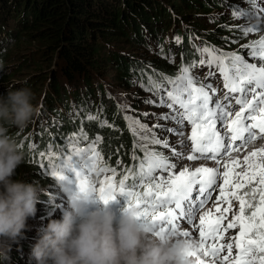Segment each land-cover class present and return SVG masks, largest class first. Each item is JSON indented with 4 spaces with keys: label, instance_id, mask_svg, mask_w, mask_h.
<instances>
[{
    "label": "trees",
    "instance_id": "1",
    "mask_svg": "<svg viewBox=\"0 0 264 264\" xmlns=\"http://www.w3.org/2000/svg\"><path fill=\"white\" fill-rule=\"evenodd\" d=\"M242 3L245 9L249 7L243 0H0V97L28 88L37 107L27 127L5 125L23 153V162L13 179L40 189L39 218L48 222L52 210L47 199L54 190L66 199L67 196L64 187L40 167L44 140L35 148L31 140L17 138L34 128H46L50 135L46 144L51 148L45 153L51 151L58 157L62 149L70 150L68 141L83 129L89 141L102 138L99 149L112 166H117V159L125 167L133 165V137L124 120L125 106L134 108L144 120L154 119L156 124L170 128L172 121L158 119L169 110L158 106L161 93L155 84L168 87L165 73L177 71L175 78L182 65L191 67L193 61L207 59L197 52L205 46L246 55L242 45L258 39V35L241 39L237 26L247 21L224 15L231 11L230 5ZM159 37L178 45L181 64L180 59L176 63L164 62L159 54L150 51ZM36 41L40 45H30ZM10 58L27 61L16 64ZM28 69L33 72L22 81L21 74ZM191 71L223 93V81L215 68L211 69L216 73L212 77L208 76L209 68L199 63ZM199 72L202 74L198 76ZM18 74L20 79H13ZM117 89L124 90V96H116ZM102 121H106L103 126ZM153 131L177 147V141L174 145L171 140L172 133L160 128ZM160 150L171 155L166 148ZM137 155L142 153L137 151ZM43 163H48L47 158ZM200 166L219 167L210 160L196 162L193 169ZM123 200L121 196L115 199L119 214L125 209ZM42 230L24 233V239L11 245L9 260L0 264H10L18 249H31Z\"/></svg>",
    "mask_w": 264,
    "mask_h": 264
},
{
    "label": "snow or ice",
    "instance_id": "2",
    "mask_svg": "<svg viewBox=\"0 0 264 264\" xmlns=\"http://www.w3.org/2000/svg\"><path fill=\"white\" fill-rule=\"evenodd\" d=\"M243 2L247 9L243 3L229 7L233 18L247 21L237 26L240 38L259 37L242 45L246 55L205 46L197 52L207 59L191 65L207 66L209 77L216 74L211 71L215 68L223 81L222 94L182 65L175 78L164 77L168 87L154 86L161 93L158 106L170 109L158 119L178 128H149L138 118L124 116L133 137V165L125 167L117 159L112 166L99 149L102 138L89 141L83 129L68 141L70 150L62 149L58 157L51 151L39 153L40 167L67 192L88 191L105 205L124 197L125 209L134 208L141 225L194 241L195 247L186 253L188 264H264V0ZM186 126L190 135L183 131ZM153 128L176 135L177 147ZM83 141L86 146H80ZM185 158L217 165L223 161V171L207 166L177 171L176 161ZM216 189L215 201L206 207ZM181 221L196 228L198 240L181 229Z\"/></svg>",
    "mask_w": 264,
    "mask_h": 264
},
{
    "label": "clouds",
    "instance_id": "3",
    "mask_svg": "<svg viewBox=\"0 0 264 264\" xmlns=\"http://www.w3.org/2000/svg\"><path fill=\"white\" fill-rule=\"evenodd\" d=\"M33 98L28 88L0 97V261L9 260L11 245L25 238L40 203L36 185L13 179L23 153L5 126L27 127L37 112ZM91 201L88 191L68 192L61 219L49 220L37 234L30 264H188L194 241L141 225L134 208L117 216L108 204L94 208Z\"/></svg>",
    "mask_w": 264,
    "mask_h": 264
},
{
    "label": "rangeland",
    "instance_id": "4",
    "mask_svg": "<svg viewBox=\"0 0 264 264\" xmlns=\"http://www.w3.org/2000/svg\"><path fill=\"white\" fill-rule=\"evenodd\" d=\"M30 45L31 46H38V45H40V43L36 41V42H31ZM20 46H22V44ZM10 61H11V63H16V64L20 63L21 64V63H25L27 60L24 59L22 61L19 60V61L15 62V58H10ZM31 72H33V70L32 69H28V70L25 71V74H21V75H23L22 78H21L22 81L25 80L26 75L30 74ZM199 74H201V72ZM13 79H15V80L20 79L19 74L16 75ZM34 87H35V85H34ZM212 87L216 88L215 86H212ZM127 108H128V109H126L127 110V115L132 116L134 118H138L141 121V123L146 124L149 128H152L153 125L156 124V122H154V121H147V120H144V119L142 120L140 114L137 111H135L134 108L131 109L130 106H127ZM140 110L143 111L144 107H142ZM170 126H171V128H175L173 125H170ZM178 127L179 126H177V128ZM183 131L185 132V134L191 133L190 126H186L183 129ZM48 137L50 138V135H49V133H48L46 128H43V129L34 128L33 130H31L26 135L19 136L17 138V140L18 141H24V142H27L28 140H31L32 146L35 147V148L37 147V144L40 143V141L44 140V144H43L42 148H43V152H45L46 149H50L51 148L50 144H46V140H47ZM173 139L174 138H171V140L173 141V144L176 145V141H175V139L174 140ZM256 143L259 144L261 142L257 141ZM233 155L235 156L236 154L234 153ZM199 161H200L199 159L196 160V162H199ZM196 162L188 161L186 158L183 159V160H179L178 161V165H177V171L180 168L184 167V166H191V168H193V166L195 165ZM222 164H223V161H221V165H220L221 171H223ZM221 183H222V181H221ZM212 197H213L212 200L209 201V203H208V205L206 207L211 208L212 203L215 201V197L216 196L213 195ZM95 200H96L95 198H92L91 204H93V202ZM110 204L112 205V208L115 211V200L110 202ZM225 206L226 205H223L222 207H225ZM36 207H37L36 215H35L34 218H30L27 221V225H28V229L29 230L26 231L25 233L30 232V231L36 232V230H38L41 226H46L45 221H43L41 218L38 217V206H36ZM212 210H213V212H215L214 208ZM180 223H181V229L182 230H186V231H189L190 233H194V235L192 236V239H195V240L199 239V233L196 230V228H194L192 225H189L186 221H181ZM194 223L197 224V225L199 224L198 215H197V218L194 221ZM179 238L184 239L183 237H179Z\"/></svg>",
    "mask_w": 264,
    "mask_h": 264
}]
</instances>
